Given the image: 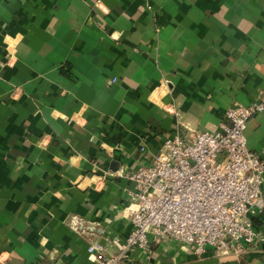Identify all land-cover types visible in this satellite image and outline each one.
<instances>
[{"label": "crops", "instance_id": "crops-1", "mask_svg": "<svg viewBox=\"0 0 264 264\" xmlns=\"http://www.w3.org/2000/svg\"><path fill=\"white\" fill-rule=\"evenodd\" d=\"M263 98L264 0H0V264H100L88 243L132 228L129 173ZM245 134L264 157V111ZM132 263L264 264V247L152 238Z\"/></svg>", "mask_w": 264, "mask_h": 264}, {"label": "built area", "instance_id": "built-area-1", "mask_svg": "<svg viewBox=\"0 0 264 264\" xmlns=\"http://www.w3.org/2000/svg\"><path fill=\"white\" fill-rule=\"evenodd\" d=\"M264 111V98L226 111L229 123L191 139L165 138L150 163L129 173L135 184L128 205L132 228L124 239L93 240L87 251L100 264H133L152 238H174L197 253L228 254L264 247V157L248 147L245 130ZM142 150H145L144 146ZM259 216L257 226L253 217ZM70 227L84 233L77 215ZM113 247V250H110Z\"/></svg>", "mask_w": 264, "mask_h": 264}]
</instances>
